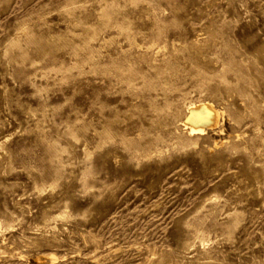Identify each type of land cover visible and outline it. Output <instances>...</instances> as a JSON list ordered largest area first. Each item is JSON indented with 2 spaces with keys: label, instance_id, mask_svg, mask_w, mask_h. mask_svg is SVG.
<instances>
[{
  "label": "rangeland",
  "instance_id": "1",
  "mask_svg": "<svg viewBox=\"0 0 264 264\" xmlns=\"http://www.w3.org/2000/svg\"><path fill=\"white\" fill-rule=\"evenodd\" d=\"M0 264H264V0H0Z\"/></svg>",
  "mask_w": 264,
  "mask_h": 264
},
{
  "label": "bare ground",
  "instance_id": "2",
  "mask_svg": "<svg viewBox=\"0 0 264 264\" xmlns=\"http://www.w3.org/2000/svg\"><path fill=\"white\" fill-rule=\"evenodd\" d=\"M219 114L209 103L193 105L190 108L186 124L191 127L192 132H202L205 126L218 124Z\"/></svg>",
  "mask_w": 264,
  "mask_h": 264
}]
</instances>
